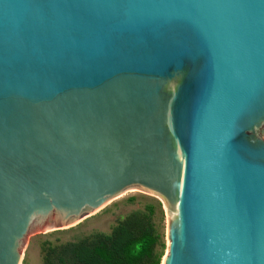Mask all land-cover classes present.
<instances>
[{"label":"water","instance_id":"1","mask_svg":"<svg viewBox=\"0 0 264 264\" xmlns=\"http://www.w3.org/2000/svg\"><path fill=\"white\" fill-rule=\"evenodd\" d=\"M264 0H0V264L126 189L159 264H264Z\"/></svg>","mask_w":264,"mask_h":264},{"label":"trees","instance_id":"2","mask_svg":"<svg viewBox=\"0 0 264 264\" xmlns=\"http://www.w3.org/2000/svg\"><path fill=\"white\" fill-rule=\"evenodd\" d=\"M160 208L157 202L143 204L118 220L108 234L94 232L46 247L42 264H159L165 248L157 224Z\"/></svg>","mask_w":264,"mask_h":264},{"label":"rangeland","instance_id":"3","mask_svg":"<svg viewBox=\"0 0 264 264\" xmlns=\"http://www.w3.org/2000/svg\"><path fill=\"white\" fill-rule=\"evenodd\" d=\"M264 140V136L262 137ZM133 199L132 203H128ZM157 202L160 205V213H157V224L163 235L165 246V230L168 221L163 202L147 193L139 190L126 189L114 198L107 201L99 210L81 219L76 224L59 231H44L37 234L26 235L22 245L18 264H42L43 249L57 246L73 239H82L91 233L108 234L116 222L137 209L143 204ZM164 253V251H163Z\"/></svg>","mask_w":264,"mask_h":264}]
</instances>
